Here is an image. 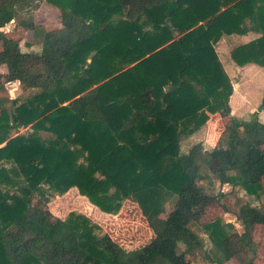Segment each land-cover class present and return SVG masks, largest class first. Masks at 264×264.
I'll return each mask as SVG.
<instances>
[{
	"label": "trees",
	"instance_id": "16d2710c",
	"mask_svg": "<svg viewBox=\"0 0 264 264\" xmlns=\"http://www.w3.org/2000/svg\"><path fill=\"white\" fill-rule=\"evenodd\" d=\"M19 1L0 0V92L9 84L27 90L5 99L9 107L0 101V264H195L187 254L205 248L194 208L210 200L227 211L223 191L199 186L202 166L220 186L264 196L256 114L231 118L213 144L180 151L211 115L231 113L233 85L215 44L256 32L229 58L264 67V0H44L58 8L60 25L42 28L39 52L22 51L2 30ZM71 187L107 214L135 204L152 232L147 241L120 244L77 211L50 215L45 203ZM158 189L175 195L163 218ZM235 218L241 233L218 218L202 224L206 261L251 264L264 207L245 202Z\"/></svg>",
	"mask_w": 264,
	"mask_h": 264
},
{
	"label": "rangeland",
	"instance_id": "374dc122",
	"mask_svg": "<svg viewBox=\"0 0 264 264\" xmlns=\"http://www.w3.org/2000/svg\"><path fill=\"white\" fill-rule=\"evenodd\" d=\"M21 21H32V25L35 23L36 27L29 26L27 29L24 28L26 34H24L22 39H24L23 42H25H22L23 44L20 49L24 52H39L41 49L42 28L60 25L59 10L44 0H20L17 3V14L11 21V25L7 27H11L15 23L20 24ZM6 25L2 27V30L5 29ZM22 34L20 32L19 36H22ZM237 35L232 34L225 36L215 44L217 55L225 71L229 75L234 88V95L232 98L233 114L216 120L217 126L219 127L222 125H229L231 118L236 120H249L261 110L262 112L258 114V118L264 122V109L259 107L260 98L264 94V67H259L255 64L256 66L247 65L243 68H238L231 63L229 58V50L233 46L257 37L258 33L254 32V34L240 35L239 37H237ZM27 39L33 44L31 50L27 48ZM26 92L27 90L24 85L9 84L4 91L0 92V101L4 99V104L9 107V102L5 99H12L24 95ZM204 126L181 142V152H185L198 141H208L210 144L215 143L217 137L216 133L208 131ZM28 131V128H21L18 132L26 133ZM41 134L42 136H46L45 133ZM226 135L227 130L222 134L223 139L226 138ZM200 175L201 178L198 180V184L204 192L211 195H215L221 191L225 193L221 198V202L226 206L227 212H229V215L222 217V215L219 214L222 211L221 206L213 202V207L216 210L211 211L212 215L209 216L207 221H211L215 218L221 219L224 222H229L232 225V230L241 233L242 226L235 218L238 207L245 202H249L258 207H264V196L255 198L247 195L241 187L232 189L229 185L220 186L214 175L204 166L200 169ZM154 194L160 205L157 216L164 217L172 208L175 195L167 193L163 189L154 191ZM57 195L58 194L52 195L49 201L44 205V208L50 215H54L53 212L55 211L58 214L57 218L61 219L64 216L66 217L70 211L83 213L101 225L103 230L116 241L120 243H129L128 247H134L147 241L149 235L152 233L147 222L141 216L140 211L132 202L125 201L115 217H107L95 212V210L91 208L90 203L82 197L74 198L73 195H69L67 197L56 198L55 196ZM31 201L33 205L43 207L42 202L39 201L36 196H32ZM202 224L201 222H197L192 225V228L204 241L205 250H192L187 254L186 258L192 260L195 264H239L234 257L225 259L221 263H210L203 258V252L210 249L211 243L205 230L202 229ZM252 240L254 244V253H248V256L251 258V264H264V225L254 226Z\"/></svg>",
	"mask_w": 264,
	"mask_h": 264
},
{
	"label": "crops",
	"instance_id": "0c3cea01",
	"mask_svg": "<svg viewBox=\"0 0 264 264\" xmlns=\"http://www.w3.org/2000/svg\"><path fill=\"white\" fill-rule=\"evenodd\" d=\"M56 8V7H55ZM59 20H60V17H59ZM12 21V20H11ZM8 22V24L6 25V27H5V29H3L4 30V32H5V34L7 35V36H9V37H12V38H14V39H17V40H19V43H20V47L22 46V44L25 42H23V40L24 39H22L23 38V36H24V34H26V31H25V29L20 25V24H17V23H15V24H13L11 27H7V26H10L11 25V23L12 22ZM4 25V26H5ZM34 25V27H36V25H35V23L33 24ZM50 28H53V26H46V27H43V29L44 30H47V29H50ZM20 32H21V34H22V36H19V34H20ZM248 34H254V32H247L246 34H244V35H248ZM237 35V34H236ZM244 35H242V36H244ZM240 35H237V37H239ZM23 42V43H22ZM31 41L30 40H28L27 39V48H28V50H31L32 48H33V44L32 43H30ZM22 50V49H21ZM23 51V50H22ZM26 52H32V51H26ZM35 52V51H34ZM231 61V60H230ZM231 63H233L232 61H231ZM234 64V63H233ZM236 67H238V68H243V67H245V66H247V65H252V66H256L255 64H247V65H244V66H237L236 64H234ZM260 67V66H259ZM229 76V75H228ZM230 78V77H229ZM231 80V79H230ZM233 91H234V88H233ZM233 95H234V92H232V94H231V96H230V99H229V104H230V107H231V113L230 114H233V110H232V98H233ZM261 99V98H260ZM260 112H262V110L260 111ZM259 112V113H260ZM258 113V114H259ZM258 114H256V116L258 117ZM254 116V115H253ZM252 116V117H253ZM220 118H222V117H218L217 115H211V117L209 118V120L206 122V124H205V129H207L208 131H212V132H215L216 133V135H218L222 130H224V129H226V127H228L229 125H222V126H217V123H216V120H218V119H220ZM259 119V118H258ZM260 120V119H259ZM261 121V120H260ZM226 126V127H225ZM205 142V141H204ZM206 143H208V144H210V142H208V141H206ZM187 151V150H186ZM185 151V152H186ZM219 184V183H218ZM224 186V185H223ZM69 195H73L74 196V198H79V197H82V198H84V199H86V201L88 202V203H90L89 202V200L85 197V196H83V195H80L79 194V192H78V190L76 189V187H71L70 189H68V191H66L65 193H63L61 196H59V194L57 195V196H55L56 198L58 197H67V196H69ZM90 206H91V208L92 209H94L95 210V212H98L99 214H101V215H103V216H107V217H115L117 214H107V213H104V212H101L95 205H93L92 203H90ZM123 206V205H122ZM216 209L213 207V201H210V200H206V201H204V202H202L201 204H199L198 206H196L195 208H194V213H195V216H196V218H197V221L198 222H201V223H204V222H207V219L209 218V216H211L212 215V212L211 211H215ZM53 216L54 217H56L57 218V213L54 211L53 212ZM220 215H222V217H224L225 215L227 216V215H229V212H227V211H224L223 209H222V211L219 213ZM67 216V215H66ZM65 218V216L63 217V218H61V219H64ZM161 218H163V217H161ZM230 220V219H229ZM256 225H262V224H256ZM118 242V241H117ZM120 243V242H119ZM127 242H122V243H120V244H126ZM127 244H129V243H127Z\"/></svg>",
	"mask_w": 264,
	"mask_h": 264
}]
</instances>
